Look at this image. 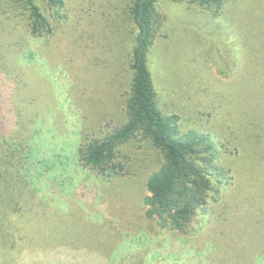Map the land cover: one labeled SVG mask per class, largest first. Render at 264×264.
I'll list each match as a JSON object with an SVG mask.
<instances>
[{
    "label": "rangeland",
    "instance_id": "1",
    "mask_svg": "<svg viewBox=\"0 0 264 264\" xmlns=\"http://www.w3.org/2000/svg\"><path fill=\"white\" fill-rule=\"evenodd\" d=\"M64 2L60 18L41 3L53 32L0 72V89L22 88L18 113L33 118L22 148L11 147L20 170L3 165L0 264H264V143L245 156L235 138L239 111L264 103V0H226L219 17L195 3H156L164 22L148 66L159 105L182 130L213 136L228 169L181 231L144 216V183L160 164L149 143L123 147L114 178L79 164L85 137L125 119L135 28L127 0ZM0 106L5 115L8 101Z\"/></svg>",
    "mask_w": 264,
    "mask_h": 264
},
{
    "label": "trees",
    "instance_id": "2",
    "mask_svg": "<svg viewBox=\"0 0 264 264\" xmlns=\"http://www.w3.org/2000/svg\"><path fill=\"white\" fill-rule=\"evenodd\" d=\"M157 1L127 0L126 17L134 26L135 34L128 63L125 119L102 137H85L77 150V160L82 167L102 178H114L125 169L120 160L122 148L135 146L136 142L149 143L157 151L160 164L149 172L144 183V216L155 220L161 229L181 231L197 211L206 210L209 193L218 190L227 178L228 169L217 161L219 151L213 136L211 139L207 133L195 129L182 130L179 116L164 112L159 105L148 66V54L164 22L163 14L156 7ZM175 1L195 3L212 17L222 15L226 2ZM41 3L54 18L62 17L64 0H0V72L27 59L36 40L53 32V25ZM260 43L261 48L264 47V41ZM258 63L264 67V52ZM1 74L2 78L7 75ZM6 89H0L1 104L4 99L9 103L4 110L1 108L5 115L0 113V194L3 165L6 164L9 173L16 174L20 170L16 168L12 148L18 145L22 148L23 139L31 133L33 123V118L29 117L31 113L26 112L25 117L18 113L23 107L15 93L22 88L11 86L9 91ZM261 104L240 110V116L236 118L241 130L235 138L242 155H250L249 144L261 146L264 143L263 101ZM11 109L15 119L9 123L10 117L6 115L12 112Z\"/></svg>",
    "mask_w": 264,
    "mask_h": 264
}]
</instances>
